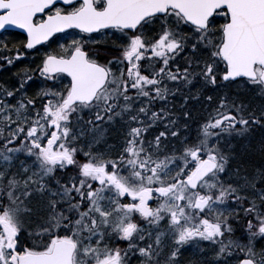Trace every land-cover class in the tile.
I'll return each instance as SVG.
<instances>
[{
	"label": "snow or ice",
	"instance_id": "snow-or-ice-1",
	"mask_svg": "<svg viewBox=\"0 0 264 264\" xmlns=\"http://www.w3.org/2000/svg\"><path fill=\"white\" fill-rule=\"evenodd\" d=\"M8 25L0 71L35 63L0 80V264H264V0H0Z\"/></svg>",
	"mask_w": 264,
	"mask_h": 264
},
{
	"label": "rangeland",
	"instance_id": "rangeland-1",
	"mask_svg": "<svg viewBox=\"0 0 264 264\" xmlns=\"http://www.w3.org/2000/svg\"><path fill=\"white\" fill-rule=\"evenodd\" d=\"M2 36H4V37H9V38H13V39L16 40V38H15L14 36H10V34H4V35H2ZM64 38H65V37H64V35H63V36H62L61 38H59V39H60V40H63ZM67 38H68V39H71V38H72L71 34H69V35L67 36ZM6 55H8V53H5V52L0 51V57L6 56ZM0 63H2V61H0ZM34 63H35V61L33 60V54L27 56V58H21L20 62L17 63V64L15 65V67L8 66V67H7V70L0 71V80H7V79L10 78V74H11V73H15V72L17 71V69H19L20 67L25 66V65L34 64ZM124 246H125V244H124L122 247H124ZM132 264H137L135 258L132 259Z\"/></svg>",
	"mask_w": 264,
	"mask_h": 264
},
{
	"label": "water",
	"instance_id": "water-1",
	"mask_svg": "<svg viewBox=\"0 0 264 264\" xmlns=\"http://www.w3.org/2000/svg\"><path fill=\"white\" fill-rule=\"evenodd\" d=\"M5 30H16L23 33V30L19 29L18 26H14V25H8L6 29H0V33H2Z\"/></svg>",
	"mask_w": 264,
	"mask_h": 264
},
{
	"label": "trees",
	"instance_id": "trees-1",
	"mask_svg": "<svg viewBox=\"0 0 264 264\" xmlns=\"http://www.w3.org/2000/svg\"><path fill=\"white\" fill-rule=\"evenodd\" d=\"M13 36H16V37H20L18 34H12ZM156 107H161V105L159 104V103H157V105H156ZM193 127H195V126H193ZM193 134H195V133H193ZM124 245V243H121V247Z\"/></svg>",
	"mask_w": 264,
	"mask_h": 264
},
{
	"label": "flooded vegetation",
	"instance_id": "flooded-vegetation-1",
	"mask_svg": "<svg viewBox=\"0 0 264 264\" xmlns=\"http://www.w3.org/2000/svg\"><path fill=\"white\" fill-rule=\"evenodd\" d=\"M63 35H64V34L57 35V36H58V39L61 38ZM31 54H32V53L30 52V53L28 54V56L31 55ZM20 60H21V59H20ZM236 236L239 237L240 235H237V233H236Z\"/></svg>",
	"mask_w": 264,
	"mask_h": 264
},
{
	"label": "bare ground",
	"instance_id": "bare-ground-1",
	"mask_svg": "<svg viewBox=\"0 0 264 264\" xmlns=\"http://www.w3.org/2000/svg\"><path fill=\"white\" fill-rule=\"evenodd\" d=\"M237 235H240V233H239V232H237Z\"/></svg>",
	"mask_w": 264,
	"mask_h": 264
}]
</instances>
